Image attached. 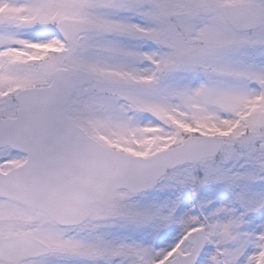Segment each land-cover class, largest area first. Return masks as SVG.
I'll return each instance as SVG.
<instances>
[{
    "label": "snow or ice",
    "instance_id": "obj_1",
    "mask_svg": "<svg viewBox=\"0 0 264 264\" xmlns=\"http://www.w3.org/2000/svg\"><path fill=\"white\" fill-rule=\"evenodd\" d=\"M0 264H264V0H0Z\"/></svg>",
    "mask_w": 264,
    "mask_h": 264
}]
</instances>
